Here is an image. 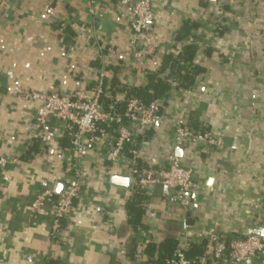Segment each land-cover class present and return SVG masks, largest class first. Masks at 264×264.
<instances>
[{
    "label": "crops",
    "instance_id": "obj_1",
    "mask_svg": "<svg viewBox=\"0 0 264 264\" xmlns=\"http://www.w3.org/2000/svg\"><path fill=\"white\" fill-rule=\"evenodd\" d=\"M150 2L153 23L132 46L127 13L109 0H0V160L6 162L0 166V264H148V243L173 240L178 248L264 237V0H238L220 37V27L201 17L218 0ZM224 10L233 14L230 6ZM185 21L200 24L192 34L195 62L206 72L193 89L172 91L163 122L138 134L137 159L144 168L166 164L174 121L207 129L219 145L176 150L194 174L189 206L173 202L163 186H148L144 228L135 233L125 209L135 187L110 182L126 175L125 165L112 166L103 147H85L78 157L63 148L71 131L62 123L39 134L40 103L26 96H93L100 87L113 107L160 69L178 47ZM75 169L84 177L82 192L53 238L50 204L36 212L30 205L47 185L66 184ZM247 264H264V257Z\"/></svg>",
    "mask_w": 264,
    "mask_h": 264
},
{
    "label": "built area",
    "instance_id": "obj_2",
    "mask_svg": "<svg viewBox=\"0 0 264 264\" xmlns=\"http://www.w3.org/2000/svg\"><path fill=\"white\" fill-rule=\"evenodd\" d=\"M109 1L122 7L127 13L130 42L132 46H136L140 42L141 35L148 31L153 23L150 0ZM26 98L40 103L34 117V128L39 134L50 132L53 122L62 123L71 131L70 150L77 157L85 147H103L112 166L125 165L126 175L121 177L132 178L131 185L141 190L148 186H163L168 190L170 199L184 210L189 206L187 196L196 188V183L193 171L181 164L176 150L195 148L199 144L219 145V141L209 133L192 131L180 121H174V150L167 156L166 164L161 167L140 168L136 165L137 136L163 122L158 101L144 106L140 100L131 98L127 100L124 112L117 114L113 111V107L105 109L103 106L100 87L93 96L76 91L68 96L56 93L48 95L31 93ZM128 155L130 157H127ZM5 163V160H0V166H4ZM84 182L82 173L79 169H75L61 195L56 192L58 184L53 182L47 185L31 203L30 210L33 212L50 204L53 238H58L63 232L64 222L71 216L73 203L81 195ZM188 248L186 243L180 245L165 264H195L194 260L185 256ZM262 257H264V237L251 234L244 238L209 239L197 262L247 264Z\"/></svg>",
    "mask_w": 264,
    "mask_h": 264
},
{
    "label": "trees",
    "instance_id": "obj_3",
    "mask_svg": "<svg viewBox=\"0 0 264 264\" xmlns=\"http://www.w3.org/2000/svg\"><path fill=\"white\" fill-rule=\"evenodd\" d=\"M215 32L217 35L223 36L225 27L219 26ZM200 29V24L197 22L185 21L181 28L177 31L175 41L178 47L165 55L162 59L160 69L156 73H151L147 77V82L143 87L128 88L126 100L123 102H115L113 111L121 114L125 110L127 100L136 98L142 102L144 106H148L152 102L158 101L160 106V113L164 116L163 110L167 107V103L171 98V93L175 91H188L195 87V81L198 77L205 74V69L195 62V58L199 51L198 46L195 44V38L192 35ZM69 33V32H68ZM209 55L211 51L205 50ZM172 84L174 85L172 87ZM101 102L105 109L111 103L109 100L101 98ZM187 129L198 133H205L207 129H201V126L184 125ZM65 143L62 144L63 148H70V138L65 134ZM127 157H130L128 155ZM137 167L142 168V164L137 159ZM147 197L144 191L135 187L132 198L127 201L125 209L129 217V225L136 233L139 228H144L141 223V218L144 214L145 202ZM133 244V243H132ZM206 242L199 245L189 246L185 252L188 259L194 260L195 264L200 258ZM177 249V244L173 240H166L160 245L148 243L143 251V255L147 257L148 264H165V261L172 258ZM134 250H130L133 252Z\"/></svg>",
    "mask_w": 264,
    "mask_h": 264
},
{
    "label": "rangeland",
    "instance_id": "obj_4",
    "mask_svg": "<svg viewBox=\"0 0 264 264\" xmlns=\"http://www.w3.org/2000/svg\"><path fill=\"white\" fill-rule=\"evenodd\" d=\"M237 1L238 0H218V4L216 5L217 7H215V9H213L212 13L210 15H202L201 17H203V19H208L210 21V23L216 25V26H220L222 23L223 18H232L234 16L233 19H235V7L237 5ZM225 6H230L231 8H233V14L231 15V12L228 11L226 12L224 10ZM199 17V18H201ZM215 26V27H216ZM234 34V33H233ZM231 42V45H234L232 40L229 39V43ZM233 50L230 51L232 54L228 55V58H233L231 55H234L235 52V48L234 46H232ZM231 50V49H229Z\"/></svg>",
    "mask_w": 264,
    "mask_h": 264
},
{
    "label": "water",
    "instance_id": "obj_5",
    "mask_svg": "<svg viewBox=\"0 0 264 264\" xmlns=\"http://www.w3.org/2000/svg\"><path fill=\"white\" fill-rule=\"evenodd\" d=\"M211 1H215V0H211ZM110 182H111V184H113L115 186L128 188L131 186L133 179L132 178H124L121 176H112L110 178ZM64 190H65V184H58L57 190H56L57 194L61 195Z\"/></svg>",
    "mask_w": 264,
    "mask_h": 264
}]
</instances>
